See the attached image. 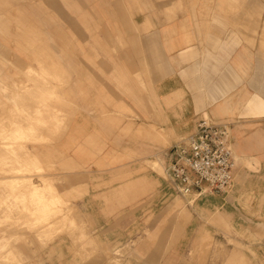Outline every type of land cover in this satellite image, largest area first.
Wrapping results in <instances>:
<instances>
[{
	"label": "rangeland",
	"instance_id": "obj_1",
	"mask_svg": "<svg viewBox=\"0 0 264 264\" xmlns=\"http://www.w3.org/2000/svg\"><path fill=\"white\" fill-rule=\"evenodd\" d=\"M196 1L198 40L187 42L208 61L217 47L256 46L263 69L264 0ZM108 2L0 0V264H28L22 247L51 260L49 246L63 235L64 264H264V225L235 219L219 202L235 182L225 193L182 196L162 181L171 139L141 132L140 93L151 102V91L140 73L132 86L128 73L108 70V33L135 30L115 21ZM240 75L264 97L263 70ZM94 90L101 127L117 134L92 152L76 117ZM141 141L154 149L146 158Z\"/></svg>",
	"mask_w": 264,
	"mask_h": 264
},
{
	"label": "crops",
	"instance_id": "obj_2",
	"mask_svg": "<svg viewBox=\"0 0 264 264\" xmlns=\"http://www.w3.org/2000/svg\"><path fill=\"white\" fill-rule=\"evenodd\" d=\"M108 4L110 12L114 7L118 13L117 23H130L135 29L108 33L109 55L115 56L108 70L128 73L132 86L136 82L135 74L140 73L141 84L151 91V102L148 93H140L141 132L158 138L166 133L170 136L171 145L161 152L166 163V151L193 131L198 118L231 123L235 184L232 193L218 199L235 219L264 225V97L255 90L260 86H246L244 76L240 75L245 71H264L259 48H245L238 43L217 47L210 55L214 59L206 60L198 42H187L198 40L190 27L196 22L191 10L197 8L196 0H109ZM214 64L216 68H212ZM99 94V90H94L87 101L78 103L77 132L85 151L95 152L98 146L108 148L103 137L117 134L101 127ZM142 141L140 152L146 158L154 149ZM134 149L138 151V145ZM88 212L92 217L98 213L95 209ZM50 248L54 252L51 260L46 255L48 251L43 256L39 255L40 251L34 257L32 249H20L29 258L28 264H64V235Z\"/></svg>",
	"mask_w": 264,
	"mask_h": 264
},
{
	"label": "built area",
	"instance_id": "obj_3",
	"mask_svg": "<svg viewBox=\"0 0 264 264\" xmlns=\"http://www.w3.org/2000/svg\"><path fill=\"white\" fill-rule=\"evenodd\" d=\"M165 181L185 196L209 190L221 194L235 182L231 123L198 118L194 129L165 153Z\"/></svg>",
	"mask_w": 264,
	"mask_h": 264
},
{
	"label": "bare ground",
	"instance_id": "obj_4",
	"mask_svg": "<svg viewBox=\"0 0 264 264\" xmlns=\"http://www.w3.org/2000/svg\"><path fill=\"white\" fill-rule=\"evenodd\" d=\"M9 9V8H8ZM2 13V12H1ZM3 58V57H2ZM19 71V70H18ZM26 75V74H25ZM28 75V74H27ZM28 77V76H27ZM62 77V76H61ZM29 79H30V77H29ZM62 79V78H61ZM64 80V79H63ZM34 81H35V79H34ZM33 82V81H32ZM34 83V82H33ZM12 87H14V86H12ZM27 91V90H26ZM44 92V91H43ZM21 93V92H20ZM27 93V92H26ZM4 95V94H3ZM37 95V94H36ZM25 97V96H24ZM31 97H32V94H31ZM35 97V96H34ZM37 97V96H36ZM41 97H43V96H41ZM33 98V97H32ZM45 106V105H44ZM1 117V116H0ZM17 122V121H16ZM3 125V124H2ZM33 125V124H32ZM15 126V125H14ZM28 126V125H27ZM30 128V127H29ZM32 128V127H31ZM1 129V128H0ZM4 129V128H3ZM15 129V128H14ZM25 129V128H24ZM2 130V129H1ZM27 130V129H26ZM33 132H34V130H33ZM24 133V132H23ZM27 133V132H26ZM32 134V133H31ZM34 134V133H33ZM32 134V135H33ZM28 138V137H27ZM30 138V137H29ZM28 138V139H29ZM6 141V140H5ZM9 141V140H8ZM13 141V140H12ZM27 141V140H26ZM1 143H4V142H1ZM19 143V142H18ZM16 146V145H15ZM1 147V146H0ZM14 147V146H13ZM16 148V147H15ZM7 149V148H6ZM12 149V148H11ZM8 151V150H7ZM10 151V150H9ZM15 151V150H14ZM16 151H17V149H16ZM1 152V151H0ZM5 152V151H4ZM3 151H2V154L4 153ZM7 153V152H6ZM9 153V152H8ZM14 153V152H13ZM16 153H18V152H16ZM7 155V154H6ZM1 156V155H0ZM12 156V155H11ZM21 156H22V154H21ZM26 157V156H25ZM18 158V157H17ZM4 159H6V158H4ZM11 159V158H10ZM10 159H9V161L8 162H11L10 161ZM25 159V158H24ZM12 160V159H11ZM7 161V160H6ZM13 161V160H12ZM19 161V160H18ZM2 162V161H1ZM16 162V161H15ZM31 162V161H30ZM3 163V162H2ZM34 163H36V162H34ZM3 164H5V163H3ZM38 164H40L39 162H38ZM4 166V165H3ZM29 166H31V165H29ZM33 166V165H32ZM38 166V165H37ZM34 167V166H33ZM39 167V166H38ZM6 168H8V167H6ZM5 168V169H6ZM11 168H12V166H11ZM25 168V167H24ZM36 168V167H35ZM40 168V167H39ZM4 169V168H3ZM9 169V168H8ZM15 170V172L16 171H18V170H20V168H18V167H15V168H13V171ZM4 171V170H3ZM3 176V175H2ZM30 176V175H29ZM0 177H1V175H0ZM28 177V176H27ZM17 178V177H16ZM23 178H26L25 176L23 177ZM30 178V177H29ZM22 179V178H21ZM41 179V178H40ZM27 181V180H26ZM33 182L34 181H32V183L30 184V185H32L33 184ZM23 184V183H22ZM42 185V184H41ZM29 186V185H28ZM37 185H36V183H35V185H32V187H36ZM28 190V189H27ZM40 190V189H39ZM32 192V191H31ZM51 193V192H50ZM45 209H48V207L46 206V208ZM46 213V212H45ZM23 214H25V213H23ZM20 215V214H19ZM62 215V214H61ZM22 216H24V215H22ZM21 216V217H22ZM25 218V217H24ZM45 246V245H44Z\"/></svg>",
	"mask_w": 264,
	"mask_h": 264
}]
</instances>
